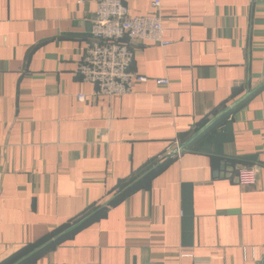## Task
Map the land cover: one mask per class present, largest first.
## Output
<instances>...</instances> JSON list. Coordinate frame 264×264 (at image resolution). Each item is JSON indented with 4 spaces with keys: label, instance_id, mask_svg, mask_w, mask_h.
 I'll return each mask as SVG.
<instances>
[{
    "label": "crops",
    "instance_id": "crops-1",
    "mask_svg": "<svg viewBox=\"0 0 264 264\" xmlns=\"http://www.w3.org/2000/svg\"><path fill=\"white\" fill-rule=\"evenodd\" d=\"M151 1L123 3L169 43L129 40L147 80L104 96L96 0H0V264L46 239L15 264H264V0Z\"/></svg>",
    "mask_w": 264,
    "mask_h": 264
},
{
    "label": "built area",
    "instance_id": "built-area-1",
    "mask_svg": "<svg viewBox=\"0 0 264 264\" xmlns=\"http://www.w3.org/2000/svg\"><path fill=\"white\" fill-rule=\"evenodd\" d=\"M161 0H152L151 5L159 9ZM129 40L152 41L166 45L163 38L161 16L156 12L132 16L123 0H96L95 16L91 23L90 39L77 72L82 80L96 87L95 93L104 96L122 95L131 92L132 84L147 78L130 70L133 53ZM158 85H166V78H157ZM83 99L82 94L77 95ZM167 155H178L180 148L175 141ZM255 166H242L235 170L232 178L243 187H251L257 181Z\"/></svg>",
    "mask_w": 264,
    "mask_h": 264
},
{
    "label": "trees",
    "instance_id": "trees-1",
    "mask_svg": "<svg viewBox=\"0 0 264 264\" xmlns=\"http://www.w3.org/2000/svg\"><path fill=\"white\" fill-rule=\"evenodd\" d=\"M100 212L101 210H98V211L96 210V212H94L93 214H89V211H88L87 213L83 215L81 214L82 216L80 215L76 217L75 219L68 221L63 226H61V228H58L57 230L54 231L53 233L54 236L59 234V237L55 238V241H58L61 237L66 236L67 234H72L75 231L79 230L82 226H84L85 224L90 222L92 219H94L97 216V214ZM48 240L46 239L44 241H48ZM44 241H41V242H44ZM41 242L26 245L25 247H23V249L19 253L16 254V256H13L12 258L13 260H8L9 261L8 263L11 262L12 264H15V260L20 257L22 259H26L30 257L34 252L37 251L36 249L39 247V244Z\"/></svg>",
    "mask_w": 264,
    "mask_h": 264
}]
</instances>
